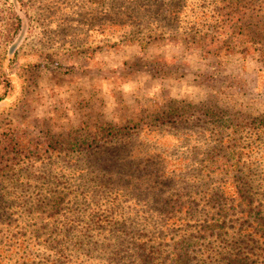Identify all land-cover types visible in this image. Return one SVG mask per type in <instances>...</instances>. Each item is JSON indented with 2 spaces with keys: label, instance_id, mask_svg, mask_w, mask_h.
I'll list each match as a JSON object with an SVG mask.
<instances>
[{
  "label": "rangeland",
  "instance_id": "obj_1",
  "mask_svg": "<svg viewBox=\"0 0 264 264\" xmlns=\"http://www.w3.org/2000/svg\"><path fill=\"white\" fill-rule=\"evenodd\" d=\"M257 20L264 0H0V264H264Z\"/></svg>",
  "mask_w": 264,
  "mask_h": 264
},
{
  "label": "trees",
  "instance_id": "obj_2",
  "mask_svg": "<svg viewBox=\"0 0 264 264\" xmlns=\"http://www.w3.org/2000/svg\"><path fill=\"white\" fill-rule=\"evenodd\" d=\"M240 24H241L240 25V28L243 29V31H247V32H250L251 31V29L249 27V24H246V23H243V22L240 23ZM258 27H260L261 29H264V24L260 20H257L256 24L254 25V29H256Z\"/></svg>",
  "mask_w": 264,
  "mask_h": 264
}]
</instances>
